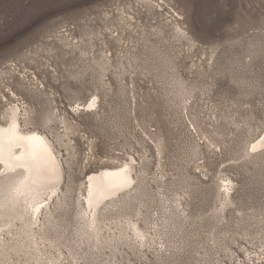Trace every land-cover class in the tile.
I'll use <instances>...</instances> for the list:
<instances>
[{
	"label": "rangeland",
	"instance_id": "374dc122",
	"mask_svg": "<svg viewBox=\"0 0 264 264\" xmlns=\"http://www.w3.org/2000/svg\"><path fill=\"white\" fill-rule=\"evenodd\" d=\"M114 1L0 0V76L8 83L13 78L14 97L25 99L32 112L30 129L44 132L63 157L66 197L61 202L55 197L43 211L58 224L47 234L72 236L81 184L90 174L128 163L137 190L120 196L130 200L114 209L106 223L114 226L131 216L150 232L148 242L142 247L126 240L116 254L112 247L96 254L101 258L95 262V256L79 251L86 256L80 264H132L129 256L136 259L147 248L156 252L147 253L153 263L160 258L159 264H171L186 253L183 264H216L234 239L244 241L226 230L216 243L210 228L220 231L222 217L227 227L232 216L239 221L253 207L255 217L248 216L242 225L264 229V146L252 149L264 143V0H168L180 10L191 36L190 55L180 67L186 81L177 77L175 89L163 95L173 107L156 106L152 95L144 93L139 108L108 106L73 117L70 104L88 96L75 82L84 77L71 61L58 57L59 45L48 35ZM136 7L131 1L124 9ZM13 63L20 67L18 75L34 70L43 88L13 74ZM48 114L53 121L45 127ZM155 229H161L158 235ZM260 235L253 232L248 238L256 241ZM213 244L219 245L218 252L210 251Z\"/></svg>",
	"mask_w": 264,
	"mask_h": 264
},
{
	"label": "built area",
	"instance_id": "2783aa9c",
	"mask_svg": "<svg viewBox=\"0 0 264 264\" xmlns=\"http://www.w3.org/2000/svg\"><path fill=\"white\" fill-rule=\"evenodd\" d=\"M122 1L115 0L112 5L100 7L78 20L62 23L53 34L48 35L47 40L54 38L59 45L58 57L71 61L73 70L80 72L84 77L81 81L76 79L75 82L77 85L81 82V91L86 92L88 96L84 100L76 99L70 104L69 112L73 117L82 112L92 113L108 106L139 108L143 104L144 93L152 95L150 97L155 99L156 106L172 108V100L163 95L175 89L177 77L178 81H186L180 67L185 66L186 57L190 55L191 36L178 7L168 0ZM131 1H134L137 7L125 10V3ZM50 50L47 47L45 52ZM47 57L54 56L49 53ZM10 66L13 74L20 79L24 77L23 81L30 80L34 85L38 83L39 87L42 86L34 70L28 68L27 73L21 76L18 75L20 67L17 64ZM1 78L0 76V113L18 102L28 106L22 97H14L16 89L11 82L13 78H10L9 83L4 78L1 81ZM108 95L114 97L108 99ZM95 99L96 106L92 110L88 109L90 102ZM63 119L65 118L61 117L60 122ZM64 127L61 123V133H64V130L66 132ZM248 209L247 215L246 212L242 213L244 215L239 221H236L237 216H232L233 222H227V227H224L226 219L222 217L218 227L220 231L215 227L210 228V231L212 229L215 233L216 243L220 233L226 230H231L233 236L239 234L244 239H234L227 249L222 250L216 264H264V234H261L264 229L261 228V231L252 223L242 225L247 223L248 216L256 215L253 207ZM236 213L241 214L238 211ZM207 230L208 228L204 232ZM253 232L261 234L256 241L248 238ZM218 249V244L210 247L211 252H218ZM148 252L156 255L155 250L147 248L138 253L136 259L129 256L131 263L159 264L157 260L160 258H156L153 263L147 256ZM166 254L170 258V254ZM185 254L180 253L178 261L169 260L170 263L183 264ZM199 262L200 260L197 263Z\"/></svg>",
	"mask_w": 264,
	"mask_h": 264
},
{
	"label": "bare ground",
	"instance_id": "6f19581e",
	"mask_svg": "<svg viewBox=\"0 0 264 264\" xmlns=\"http://www.w3.org/2000/svg\"><path fill=\"white\" fill-rule=\"evenodd\" d=\"M95 101L88 109L96 106ZM27 108L23 103L11 105L0 117V264H80L91 254L95 262L101 258L96 254L109 247L114 254L126 240L145 246L150 232L141 228L139 220L127 216L115 227L106 223L114 209L130 200L122 201L120 196H131L137 190L133 165L128 163L90 174L81 184L72 236L62 239L47 234L48 227L57 228L58 224L54 215L43 211L55 197L59 202L66 197L62 189L64 163L47 135L30 129L33 115ZM46 117L45 127L53 121L51 114ZM263 146L260 141L252 149L258 151ZM160 230L155 229V235ZM79 251L86 256H80Z\"/></svg>",
	"mask_w": 264,
	"mask_h": 264
}]
</instances>
